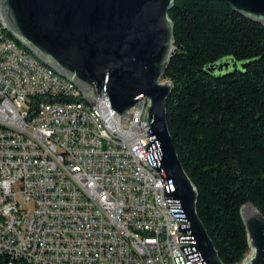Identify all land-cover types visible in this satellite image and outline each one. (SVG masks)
Masks as SVG:
<instances>
[{"label":"built area","instance_id":"1","mask_svg":"<svg viewBox=\"0 0 264 264\" xmlns=\"http://www.w3.org/2000/svg\"><path fill=\"white\" fill-rule=\"evenodd\" d=\"M146 105H89L0 17V264H190L147 168Z\"/></svg>","mask_w":264,"mask_h":264},{"label":"water","instance_id":"2","mask_svg":"<svg viewBox=\"0 0 264 264\" xmlns=\"http://www.w3.org/2000/svg\"><path fill=\"white\" fill-rule=\"evenodd\" d=\"M175 0H0L8 35L39 62L70 81L93 106L100 95L118 114L145 98L147 168L161 179L166 209L177 223L178 248L190 264H223L197 215V191L178 160L167 126L172 84L163 80L174 51L168 13ZM264 26V0H222ZM233 59L209 68L227 72ZM246 65L240 64L244 69ZM249 256L264 264V217L240 209Z\"/></svg>","mask_w":264,"mask_h":264},{"label":"trees","instance_id":"3","mask_svg":"<svg viewBox=\"0 0 264 264\" xmlns=\"http://www.w3.org/2000/svg\"><path fill=\"white\" fill-rule=\"evenodd\" d=\"M168 16V130L219 259L240 264L250 251L241 207L264 217V26L222 0H175ZM229 59L227 72L209 71Z\"/></svg>","mask_w":264,"mask_h":264},{"label":"rangeland","instance_id":"4","mask_svg":"<svg viewBox=\"0 0 264 264\" xmlns=\"http://www.w3.org/2000/svg\"><path fill=\"white\" fill-rule=\"evenodd\" d=\"M162 81H164V79H163ZM249 254H250V251L247 253V255L245 256L244 260L249 256ZM244 260H243V261H244ZM243 261H242V262H243ZM242 262H241L240 264H242Z\"/></svg>","mask_w":264,"mask_h":264}]
</instances>
